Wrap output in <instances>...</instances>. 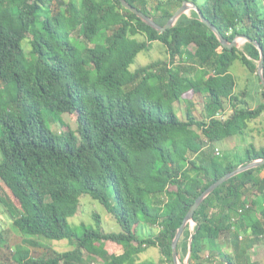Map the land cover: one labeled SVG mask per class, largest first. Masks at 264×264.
Masks as SVG:
<instances>
[{"label":"trees","instance_id":"obj_1","mask_svg":"<svg viewBox=\"0 0 264 264\" xmlns=\"http://www.w3.org/2000/svg\"><path fill=\"white\" fill-rule=\"evenodd\" d=\"M125 1L164 26L188 0H156L152 9L149 0ZM192 2L228 42L245 36L264 52L261 0ZM75 33L92 45L86 57ZM154 42L167 59L132 72L137 55ZM236 59L258 78L263 103L256 108L236 93L230 73ZM258 60L249 43L241 51L224 49L195 11L159 34L118 0H0V188L11 197L0 199L20 233L74 247L47 257L18 247L14 263L83 264L85 251L104 264H174L171 244L196 198L239 166L264 158V147L254 146L237 162L204 155L206 147L243 135L264 112ZM189 92L207 96L206 119L189 109L186 120L178 116L175 103ZM62 115L74 116L75 131L49 127L48 120L64 127ZM81 195L99 202L121 231L102 232L98 214L96 228L73 229L69 219ZM193 222L177 245L181 263L193 236L189 264H214L215 256L219 264H255L246 251L264 238V165L219 186ZM146 224L158 231L141 238L138 228ZM221 237L230 240L234 257L220 249ZM150 247L159 250V262L137 263Z\"/></svg>","mask_w":264,"mask_h":264},{"label":"rangeland","instance_id":"obj_2","mask_svg":"<svg viewBox=\"0 0 264 264\" xmlns=\"http://www.w3.org/2000/svg\"><path fill=\"white\" fill-rule=\"evenodd\" d=\"M65 2L67 0H54V4L58 2ZM166 2L168 0H157ZM191 1L192 0H188ZM197 4H204L206 0H195ZM156 4V0H149V8L152 9ZM261 10L264 12V0H261ZM190 14V12H188ZM78 45L83 46L82 54L84 57L87 56V47H92V45L88 44L84 38L79 34H73L72 38ZM138 41H143L144 36L136 37ZM240 44L238 46V50H242L243 44L242 41L239 40ZM23 46L26 52H29V40H26L23 43ZM167 53L165 47L159 43L154 42L152 44V48L148 51L140 52L135 58L134 62L130 65L129 69L133 72L140 67H144L149 65L152 62L159 60H166ZM230 73L236 80V93L242 94L244 93L246 96V101L249 103L251 108H256L260 104L263 103L261 97V88L258 78L255 74H252L245 65L239 60L236 59L232 62L230 66ZM241 99H244V96H241ZM208 102L207 96L201 93L189 92L183 96L177 103H175V109L182 120H186L187 110H191L192 114L196 117L197 120L206 119V104ZM226 113L228 115L231 114L230 109ZM225 114V115H226ZM65 126L54 124L49 120V127L59 133L60 131H66L69 128L73 131L76 130V124L74 121V116H61ZM218 117L224 119V112L220 111L218 113ZM195 130H197L195 128ZM198 131V130H197ZM254 146L255 148H263L264 147V112L262 115L250 122L248 124V128L245 130V133L240 136H234L225 141L219 142L214 146H209L205 148L206 157L216 156L219 160H230L233 162H237V159L242 158L243 153L246 149ZM202 155L197 156L195 159L198 164L201 163ZM3 157L0 153V163L2 162ZM174 190V187H170ZM258 193L255 191L254 193L249 194L250 198H254ZM0 198L2 200L11 199L10 194L6 191L4 187L0 188ZM0 199V233L2 235L3 243L0 245V264H15L12 255L15 253L18 247H23L28 249L32 256L34 257H47L51 256L54 253H63L67 251H71L74 247L66 240L62 241H52L39 238L37 236H28L20 233L12 223V219L8 213V209L6 204L2 202ZM98 214L100 216V228L104 233H119L121 231L120 226L114 220V218L107 213L105 208L97 201L93 200L88 195L80 196V206L78 212L75 217L69 219V223L71 224L73 229H77V226L84 225L86 227L96 228L97 224L94 219V215ZM193 227L194 224L192 223ZM190 226V227H191ZM192 227L190 229H192ZM79 228V227H78ZM139 235L141 238H147L151 235L157 233L158 229L156 227H151L146 224V226H139ZM245 234L241 233V242H243ZM252 248L246 251V256L249 257L251 262L255 264H264V238H260L259 241L252 243ZM224 249L230 253L234 257L235 253H233V248L230 244V240L227 241L224 237ZM83 255V264H104L103 261L94 256H89L85 251L82 252ZM160 253L157 248L150 247L142 252L137 257V263H158L160 260ZM244 261V256L242 257ZM185 261V260H184ZM184 261L181 263L179 260L177 264H184ZM190 261V259H189ZM245 264V262L243 263Z\"/></svg>","mask_w":264,"mask_h":264},{"label":"water","instance_id":"obj_3","mask_svg":"<svg viewBox=\"0 0 264 264\" xmlns=\"http://www.w3.org/2000/svg\"><path fill=\"white\" fill-rule=\"evenodd\" d=\"M118 1L120 2L121 6L124 9H126L129 12H131L132 14H134L138 19L141 20L142 23H144L145 25H147L148 27H150L151 29H153L154 31H156L159 34H163L166 31L172 29L174 27L175 23L178 21V19L181 16L188 14V12L195 11L198 15L200 22L202 24H204L210 31L213 32V34L215 35V37L219 41L220 45L224 49H227V50H233L235 48L237 49L239 44H240L239 40L242 41V44H244V43L251 44L252 46H254L255 48H257L259 50V60L257 62V76L259 77V79L261 81L262 88L264 90V52H263V49L261 48V46L259 45V43L256 41H253V40H251L245 36H236L232 42H228L220 34L218 29L202 15L200 9L197 7V5L194 2L183 1L181 6L176 10V12L173 14V16L169 19V21L164 26H160L153 20L152 17L140 12L135 7L129 5L125 0H118ZM262 165H264V158H262L260 160H256V161L251 162V163H248V164L243 165V166H239L234 171L224 175L223 177H221L220 179L215 181L212 185H210L205 191H203L196 198V200L194 201V203L190 207L189 211L187 212V214H186V216L182 222V225L177 230V233H176V235L172 241L171 249H172V259H173L174 264H177V262H178L177 245H178L179 239L181 238L187 224L191 225L193 223L195 225V223L193 222L194 214L199 209V207L204 203V201L219 186H221L223 183H225L229 179L235 177L236 175H238L240 173H244V172L252 170L254 168H258ZM192 241H193V236H191L189 238L188 255L184 261V264H189V259L191 256L190 250H191Z\"/></svg>","mask_w":264,"mask_h":264},{"label":"crops","instance_id":"obj_4","mask_svg":"<svg viewBox=\"0 0 264 264\" xmlns=\"http://www.w3.org/2000/svg\"><path fill=\"white\" fill-rule=\"evenodd\" d=\"M218 245H219L220 249L222 251H224V237H221L220 241L218 242ZM207 256H208V252L206 251L205 252V257H207ZM212 260L215 261L214 264H219L220 257L215 256Z\"/></svg>","mask_w":264,"mask_h":264},{"label":"built area","instance_id":"obj_5","mask_svg":"<svg viewBox=\"0 0 264 264\" xmlns=\"http://www.w3.org/2000/svg\"><path fill=\"white\" fill-rule=\"evenodd\" d=\"M239 212H241V211H239ZM192 227V226H191Z\"/></svg>","mask_w":264,"mask_h":264}]
</instances>
